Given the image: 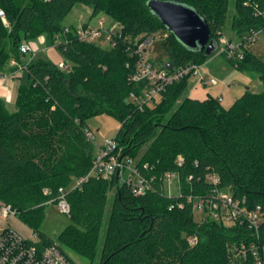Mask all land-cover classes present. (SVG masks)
Returning a JSON list of instances; mask_svg holds the SVG:
<instances>
[{"label":"trees","instance_id":"trees-1","mask_svg":"<svg viewBox=\"0 0 264 264\" xmlns=\"http://www.w3.org/2000/svg\"><path fill=\"white\" fill-rule=\"evenodd\" d=\"M149 1L0 0L7 18V24L0 18V74L17 69L11 59L26 63L28 74L19 86L16 110L0 97V200L12 204L43 243H51L38 226L48 201L66 188L71 224L59 241L84 257L98 258V264H254L249 247L255 242L261 251L264 222L258 234L245 223L225 225L209 217L197 222L187 196H206L215 187L206 175L215 173L217 187L264 212V60L245 51L233 62L257 73L263 88L245 90L228 108L212 95L185 96L190 75L168 85L153 106L138 108L128 100L145 86L144 80L131 78L139 59L135 41L168 31ZM177 1L197 9L219 44L231 0ZM77 3L91 6L92 16L106 12L119 23L113 47L82 41L74 25L64 24ZM234 4L232 28L238 34L264 28V0ZM42 34L47 46L58 41L69 70L21 52L23 41ZM163 44L173 69L201 65L218 49L211 55L189 49L171 31ZM103 113L121 122L115 136L120 153L132 157L143 175H156L152 189L134 194L116 174L92 175L75 186L96 155L86 136L92 129L88 121ZM179 155L182 165L176 162ZM166 171L179 173L181 194L164 191L160 176ZM243 243L246 254L236 256Z\"/></svg>","mask_w":264,"mask_h":264},{"label":"built area","instance_id":"built-area-1","mask_svg":"<svg viewBox=\"0 0 264 264\" xmlns=\"http://www.w3.org/2000/svg\"><path fill=\"white\" fill-rule=\"evenodd\" d=\"M0 18L7 24L6 13L0 6ZM76 27L78 38L82 41L93 42L100 44L102 41L109 43L111 47L115 45V38L119 34L120 25L116 22L110 27L104 25L103 20H99L97 25L90 23H82ZM69 30V27H66ZM256 33H249L254 38ZM223 35L219 38V42L225 44L227 48L221 51L232 52L234 44L229 43L228 40L223 39ZM152 41L151 36L139 43L136 39L135 44L138 45L136 53L139 59L136 64V70L131 78L135 82L144 80L145 86L140 92H131L128 100L134 103L138 108L143 109L147 106H153L159 99L163 91L168 85L190 75H200V79L205 84H216V78L205 79L201 75L200 65L191 63L186 66L166 68L165 65L156 67L155 64L146 57L147 45ZM22 53H30L32 51V44L29 41H23L20 46ZM230 53V57H231ZM239 57H243V53H239ZM10 63L14 66L26 68V63H19L15 59H11ZM62 69L69 70L71 65L64 61L58 63ZM19 71L17 68L12 74ZM11 73V72H10ZM7 72L1 73L0 77H5ZM86 136L92 142L96 138V133L92 129L86 130ZM178 165L184 162V156L179 155L176 159ZM148 168V164L144 165ZM117 175L123 182H127L134 194H143L152 189L156 181V175L145 176L136 166L135 161L129 155H123L118 149V141L115 137L103 139L97 146L96 155L93 159L91 169L85 177L79 178L75 186H80L82 182L92 176H99L104 178H111ZM189 179L192 176L188 177ZM164 191L166 183L176 181L178 194H181L182 184L179 173L177 171H166L160 176ZM206 180L213 183L215 187L206 196L189 194L187 196L188 202L193 205V210H202L205 212V218L209 217L225 225L247 224L250 230L259 233L260 224L264 222V212L260 205L255 208H249L246 205L245 199L236 198L232 191L225 187H217L219 184V176L215 173L207 174ZM170 185V184H169ZM67 189L59 188V193L48 201L56 202L60 211L63 213H70V203L66 196ZM49 193L48 189L44 190ZM17 216V210L12 204L0 200V221L5 218L9 221L10 217ZM204 218V219H205ZM190 242L196 241L195 237L189 238ZM250 251L254 256V264H264V245L261 251L255 242L250 244ZM247 252L246 244H241L236 247L234 254L244 255ZM0 264H77L66 252L65 248L60 242L53 241L51 243H43L36 234L35 239L23 236L18 230L11 225H7L0 229Z\"/></svg>","mask_w":264,"mask_h":264},{"label":"rangeland","instance_id":"rangeland-1","mask_svg":"<svg viewBox=\"0 0 264 264\" xmlns=\"http://www.w3.org/2000/svg\"><path fill=\"white\" fill-rule=\"evenodd\" d=\"M234 1L235 0H231L228 18L223 27V39L228 40L229 43L235 45L232 52L221 51L223 48H227V45L226 43L223 44L219 42L218 49L214 55L204 60V63L200 65L201 75L205 79L214 77L217 79V83L214 85L210 83L205 84L200 79V75H195L190 77V81L185 92V96L192 95L200 99L204 98L205 96L207 97L208 93L210 92L212 95L217 97L221 104L226 108L230 107L234 100L241 96L245 90L249 89L251 91L258 92L263 88L262 82L259 79V75L257 73L238 69L233 64L235 60L237 62L244 58L245 51H250L260 59L264 60V28L257 32V34L254 35V38H252L248 32L238 34L232 28V19L237 11ZM90 9L91 6L85 5L83 3L75 4L72 11L65 18L64 23L66 26L70 24L79 26L82 23L97 25L100 19L104 21V25L106 27H110L116 23V21L106 12H101L95 16H90ZM42 35L28 40L32 44L31 52H33V57H46L56 63L61 61L68 63V59L62 54L58 47V41L51 46H47L46 43L41 39ZM167 35L168 31L166 29H160L151 35L152 41H150V43L147 45L146 57L152 61L156 67L167 62V53L163 44ZM140 38L141 36L137 38L139 43L143 41L140 40ZM100 45L106 48L111 47L109 43L105 41H102ZM240 52L243 53L242 58L239 57ZM230 53L232 55L231 57ZM69 64L71 65L70 62ZM10 66L13 67L14 65L10 63ZM21 67L23 66L17 68L20 70ZM10 72L13 73V71ZM14 109H16V107L13 109L10 108L11 111ZM88 124L89 127H91L96 133V138L93 143L97 149V146L103 139L113 138L116 136L121 122L114 116L103 113L90 118ZM169 184L166 183L165 185L166 193L169 195H177L179 190L177 189L176 181H172ZM69 215L70 214L61 212L56 202L51 201L45 206V217L38 226V230L54 241L60 242L59 234L67 225L71 224ZM205 216L206 214L202 210L198 209L194 211V219L197 222L204 220ZM7 225H11L25 237H29L31 239L36 238V233L34 232L35 229L22 220L18 215L13 217L11 216L9 221L5 218L0 221V229ZM63 246L67 254L77 264L99 263L98 258L89 259L78 254L65 245Z\"/></svg>","mask_w":264,"mask_h":264},{"label":"water","instance_id":"water-1","mask_svg":"<svg viewBox=\"0 0 264 264\" xmlns=\"http://www.w3.org/2000/svg\"><path fill=\"white\" fill-rule=\"evenodd\" d=\"M148 5L187 48L205 51L207 55L218 48L219 44L211 39L207 20L193 6L177 0H150ZM26 57L31 59L29 53ZM165 67L171 69L173 62L165 63Z\"/></svg>","mask_w":264,"mask_h":264},{"label":"crops","instance_id":"crops-1","mask_svg":"<svg viewBox=\"0 0 264 264\" xmlns=\"http://www.w3.org/2000/svg\"><path fill=\"white\" fill-rule=\"evenodd\" d=\"M91 13H92V7L90 9V16H91ZM81 17H83V16H81ZM41 39L45 42V36L44 35L41 36ZM27 78H28V74H27V70L25 68L20 69L16 74H12L9 71V72H7V75L5 77H0V97H2L4 99V101L6 102V105L9 109L10 108L13 109L14 107H16V98H17L19 86L21 84L27 82ZM208 95H212V94L209 92ZM189 96L197 98V97L192 96V95H189ZM212 96H214V95H212ZM204 98H206V96ZM201 99H203V98H201ZM14 110H16V109H14Z\"/></svg>","mask_w":264,"mask_h":264}]
</instances>
